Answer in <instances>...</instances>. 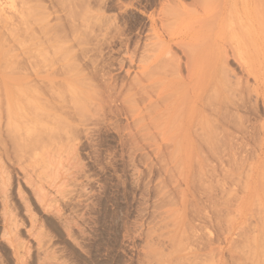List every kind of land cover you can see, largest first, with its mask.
Segmentation results:
<instances>
[{"label": "rangeland", "instance_id": "obj_1", "mask_svg": "<svg viewBox=\"0 0 264 264\" xmlns=\"http://www.w3.org/2000/svg\"><path fill=\"white\" fill-rule=\"evenodd\" d=\"M60 1L0 0V264H228L233 232L264 253V0H230L232 19L203 0ZM239 19L256 30L234 57Z\"/></svg>", "mask_w": 264, "mask_h": 264}, {"label": "bare ground", "instance_id": "obj_2", "mask_svg": "<svg viewBox=\"0 0 264 264\" xmlns=\"http://www.w3.org/2000/svg\"><path fill=\"white\" fill-rule=\"evenodd\" d=\"M59 1H60V0H58V2H59ZM61 1L63 2V1H65V0H61ZM61 1H60V2H61ZM73 1H74V0H73ZM193 1H198V0H193ZM62 2H61V3H62ZM76 2H78V1H76ZM76 2H75V3H76ZM50 3H51V2H50ZM63 3H64V2H63ZM71 3H73V2H71ZM78 3H79V2H78ZM203 3H204L205 5H207V6H211V7H213L214 9H217V10H219V11H220V7H221L222 10L225 9L226 12L229 11V12L227 13V17L230 18V19H232V17H233V3L231 4L230 0H203ZM65 4L67 5L68 3H65ZM65 4L63 5V7L68 8V5L66 6ZM59 5H61V4H59ZM73 5H75V4L73 3ZM76 5H77V4H76ZM85 6H86V5H85ZM61 7H62V6H61ZM63 7H62V8H63ZM75 7H77V6H75ZM83 7H84V5L82 6V8H83ZM52 8H53V7H52ZM77 8H78L79 11H81L80 13L83 14L84 11H82V10H84L86 7H85L84 9H82V10L80 9V7H77ZM40 10H41V9H40ZM43 10H44V8H43ZM45 10H47V8H46ZM48 10H49V9H48ZM53 10H54V9H53ZM53 10H52V13H54ZM63 10H64V9H63ZM66 10H67V9H65V11H66ZM2 11H3V10H2V7L0 6V15H1ZM41 11H42V10H41ZM67 11H68V12H67ZM67 11H66V13H69V10H67ZM74 11H75V10H74ZM75 12H76V11H75ZM43 13H45V12H43ZM50 13H51V11H50ZM50 13H49V11H48V14H49V15H50ZM52 13H51V14H52ZM70 13L72 14V11H70ZM70 13L67 14V16H69V17L72 16V15H70ZM28 14H30V12H29ZM77 14H78V13H77ZM77 14H75V15L77 16ZM81 14H80V15H81ZM234 14H235V12H234ZM43 15H44V14H43ZM46 15H47V14L45 13L44 18L47 17V21H48V22L46 21L47 24H48L49 22H50V24H51V21H52V20H51V19L48 20V17H49V16H48V15L46 16ZM80 15H79V16H80ZM53 16H54V15H53ZM57 16H59V15H57ZM67 16H65V17L67 18ZM73 16H74V15H73ZM20 17H21V15H20V13H19V15H18V17H17V20H16V22L14 23V25H15L16 27H20V24L26 22L24 19H22V18H20ZM24 17H25V15H24ZM26 17L28 18V16H26ZM26 17H25V18H26ZM65 17H64V19H65ZM69 17H68V18H69ZM81 17H82V16H81ZM83 17H84V16H83ZM258 17H259V13H258ZM29 18H30V16H29ZM33 18H36V17H33ZM49 18H51V17H49ZM79 18H80V17H79ZM79 18H77V19H79ZM36 19H37V18H36ZM53 19H54V18H53ZM59 19H60V18H59ZM70 19H72V18L70 17ZM82 19H84V18H81V20H82ZM237 19H238V18H237ZM248 19H249V18H246L245 20L247 21ZM30 20H31V19H30ZM33 20H35V19H32V21H33ZM54 20H55V19H54ZM60 20H61V19H60ZM68 20H69V19H68ZM35 21H36V20H35ZM82 21H83V20H82ZM248 21H251V20L249 19ZM71 22H73V21L71 20ZM71 22H70V23H71ZM74 22H75V21H74ZM74 22H73V23H74ZM79 22H80V21H79ZM231 22H232V24L227 23V24L225 25V28H224L225 30L230 31L229 42H230V45H231V50H232V52L234 53V57H239V56H241V55L244 56V51H243L244 48H243V45H241V42H243L244 37H245V33L243 32V30L245 29L247 32H250V33H251V32H253V31H255L256 29H255L254 26L250 25L251 22H250V23L247 22V23H248V24H247V23L244 21L243 24H242V23H241V19H239V22H236V21H231ZM59 23H60V21H59ZM73 23L71 24L72 26H71V25L67 26V27H69L68 30H70V31H68V32H70L71 34H72V32L75 34V31H74V30H75V29H74L75 27H74ZM80 23H81V22H80ZM47 24H46V23H45V24H42L41 27L43 28V27H46V26H47V27L45 28V30H46L47 28H48V30H49V27H50V26H48ZM53 24H54V23H53ZM56 24H57V23L55 22V24H54L53 26H55ZM78 24H79V23H77V25H78ZM84 24H85V23H84ZM59 25H60V24H59ZM61 25H62V21H61ZM77 25H75V26H77ZM78 26L80 27L81 25L79 24ZM253 27H254V28H253ZM256 27H257V26H256ZM42 28H41V30H42ZM51 28H53V27H51ZM51 28H50V29H51ZM59 28H60V27H59ZM59 28H58V29H59ZM261 28H262V27H260V29H261ZM43 29H44V28H43ZM56 29H57V28H56ZM56 29H55V30H56ZM62 29H63V28H62ZM62 29H61V30H62ZM66 29H67V28H66ZM260 29H259V30H260ZM38 30H39V29H38ZM41 30L38 31V32H40V33L42 34V36H43L44 34H45V35H46V34H49V35H47V38H46L45 36H43V37H45V39H48V36H49L50 39L53 38V40H54V37L57 38V39H58V37H60V34H59V33H55V36H54V33L52 32V31H54V29H53V30L51 29V31L49 30L50 33L52 32L53 34H52V33L50 34L48 31H47V32H48V33H47L45 30H44V34H43V30H42V31H41ZM63 30H64V29H63ZM261 30H262V29H261ZM32 31H33V30H32ZM64 31H65V30H64ZM262 31H264V30H262ZM58 32H59V31H58ZM35 33H36V31H35ZM40 33H38V34H40ZM60 33H61V32H60ZM70 33H69V34H70ZM56 34H59V35L56 36ZM66 34L68 35V33H66V31H65V34H64V35L66 36V38L64 37L65 40L68 39V36H67ZM36 35H37V34H36ZM51 35H52V38H51ZM64 35H63V36H64ZM70 37H72V36H69V39H70ZM73 37L75 38V35H73ZM85 37H87V35H86ZM85 37H83V39H84ZM254 37H255V36H253V38H254ZM60 38H62V37H60ZM64 38H63V39H64ZM77 38H78V37H77ZM79 38H80V37H79ZM79 38H78V39H79ZM81 38H82V37H81ZM81 38L79 39L80 41H81ZM50 39L48 40L49 42H50ZM63 39H62V40H63ZM69 39H68V43L71 41V40L69 41ZM78 39H75V40L78 41ZM58 40H59V39H58ZM58 40H56V44H57V45H58V43H57ZM62 40H61V41H62ZM65 40H64V41H65ZM72 40H73V39H72ZM75 40H74L73 42H75ZM48 41L46 40L45 43L48 42ZM61 41H60V43H61ZM77 41H76L75 44H78ZM80 41H79V42H80ZM84 41H85V40H84ZM62 43H63V41H62ZM65 43H67V42H65ZM49 44L51 45V44H53V42H52V43L50 42ZM54 44H55V42H54ZM56 44H55V45H56ZM75 44H74V46L76 47ZM44 45H45V44H44ZM78 45H80V43H79ZM78 45H77V47H78ZM80 46H81V45H80ZM57 47H58V46H57ZM75 47H74V48H75ZM77 47H76V49H77ZM85 47H86V46H85ZM186 47H188V49H191L192 46H190V44H187ZM202 48H203V47L201 46V44L198 45V50H201ZM53 49H54V48H53ZM53 49H52V51H53ZM56 49H57V48H56ZM79 49H81V48H79ZM72 50H74V49H72ZM61 51H63L62 48H61ZM79 51H80V50H79ZM70 52H71V51H70ZM72 52H74V51H72ZM72 52H71V53H72ZM82 52H83V51H82ZM82 52H79V53L83 54L84 52H83V53H82ZM54 54H55V53H54ZM60 54H61V53H60ZM62 54H64V53L62 52ZM73 54H74V53H73ZM73 54H71L72 57L75 55V54H74V55H73ZM84 54H85V53H84ZM85 56H86V55H85ZM53 57H54V56H53ZM64 57L67 58V56H64ZM74 57L76 58V56H74ZM55 58H56V57H55ZM75 58H74V59H75ZM59 59H60V58H59ZM61 59H62V58H61ZM68 59H69V58H68ZM56 60H58V59H56ZM64 60H65V59L63 58V61H64ZM60 61H61V60H60ZM65 61H67V59H66ZM57 62H59V61H57ZM65 63L67 64V62H65ZM65 63L62 64L63 67L65 66ZM68 63H69V62H68ZM77 63H78V62H77ZM77 63H76V64H77ZM79 63H80V62H79ZM79 63H78V64H79ZM60 65H61V64H60ZM62 65H61V67L59 66V69L61 70V68H62L63 71L66 70L67 73H68L69 71H71L70 69H72V68L75 67V66L72 67L71 64H69L70 66H69V65L66 66V67H72V68L69 69V68H66V67L63 68ZM74 65H75V64H74ZM191 66H192V65L189 66L190 69H191ZM65 68H66V69H65ZM77 68H78V67H77ZM68 69H69V70H68ZM78 69H82V68H78ZM76 70H77V69H76ZM61 71H62V70H61ZM75 79H76V78H75ZM80 79H81V78H80ZM73 80H74V79H73ZM70 82H71V81H70ZM255 95H256V97H258V98H259V96L262 97V96L260 95V93H258L257 91L255 92ZM61 104H63V103H60V104H58V105L61 106ZM73 104H74V103H73ZM65 105H67V106H65ZM74 105H75V104H74ZM81 105H82V104H81ZM84 105H85V104H84ZM84 105H82V107L85 108V109H88L87 106H84ZM44 106H45V108L48 107V106H49V107H52V106H50V105H47V106H46L45 104H44ZM44 106H43V105H40V107H39V111H40V112H43V110H45ZM56 106H57V105H54L53 107H56ZM53 107L50 109L51 111H54L56 108H57L56 110H58V111H63V108L66 107V108H68V109L65 108L64 110H68L67 113H69L70 115L77 114V113H79V112H80V113H79L80 115H82L83 113H85V112H84L85 109L82 108L83 110H81V111L78 109V108H79V107H78V104H77V106H70V105L68 106V103H67V104L65 103V104H63L62 108L60 107L62 110H61V109L59 110V108H58L59 106L56 107V108H53ZM71 107H72L73 109H71ZM77 107H78V108H77ZM41 108H43V110H40ZM8 109H9V108H8ZM46 109H47V108H46ZM80 109H81V107H80ZM48 110H49V108H48ZM69 110H70L71 112H70ZM78 110H79V111H78ZM45 112H46V111H45ZM47 112H50V111H47ZM47 112H46V113H47ZM54 112H55V111H54ZM65 113H66V112H65ZM67 113H66V114H67ZM86 114H87V113H86ZM48 115H49V113H48ZM48 115H47V116H48ZM218 115H221V114L219 113ZM68 116H69V115H68ZM42 117H43V116H42ZM44 117H45V116H44ZM45 118H46V117H45ZM45 118H43L42 120H43V121L45 120V122H46V119H45ZM68 118H69V117H68ZM72 119H73V118H72ZM49 120H50V119H49ZM49 120H48V121H49ZM48 121H47V122H48ZM51 121H52V120H51ZM49 122H50V121H49ZM64 123H65V122H64ZM173 124H174V123H173V121L171 120V122H170L169 125L171 126V125H173ZM174 125H175V124H174ZM174 125H173V126H174ZM176 125L178 126V125H180V123H179V124H176ZM65 126L67 127V125H65ZM70 126H71V125H70ZM170 126H169L168 128H171ZM259 126H260V127H258V128H259V129L261 128V130H260V131H262L261 133H264V121H262V123H260ZM68 127H69V125H68ZM69 128H70V127H69ZM71 128H72V127H71ZM73 129H74V128H73ZM171 129H172V128H171ZM171 129H170V130H171ZM176 129H177V127H176ZM259 135H260V134H259ZM47 151H48V150H47ZM45 153H47V152H45ZM47 156H48V155H47ZM234 159H235V158H234ZM238 159L240 160V158H238ZM1 160H2V159H0V168H1V165H2V167L4 166V164L1 163ZM35 162H36V161H35ZM33 163H34V162H33ZM33 163H32V164H33ZM44 163H45V162H44ZM34 164H35V163H34ZM60 164H61V163H60ZM35 165H36V164H35ZM35 165H34V166H35ZM40 165H41V164H40ZM40 165H39V166H40ZM54 165H56V164L54 163ZM54 165H53V161L50 160V159H48L47 162H46L45 170L47 169L46 171H49V172H50V169H53V168H54ZM21 166H25V167H27V166H29V164H28L27 166L21 164ZM34 166H33V167H34ZM36 166H37V165H36ZM41 166H42V165H41ZM44 166H45V165H44ZM63 166H64V163H63L62 167H63ZM42 167H43V166H42ZM64 167H65V166H64ZM19 168H20V167H19ZM36 168H37V167H36ZM34 169H35V167H34ZM34 169H32V170H34ZM39 169H41L40 171L43 170L42 168H38V172H40ZM45 170H43V171H45ZM57 170H58V169H57ZM64 170H65V169H63V171H64ZM248 170H249V172H248V179H247V177H246L247 182L245 183V188H244V190L246 189V185H248V187H249V182H250V179H251V177H252V173H253V172H252V171H253V167L250 165V166L248 167ZM35 171H36V170H35ZM43 171H42V173H43ZM31 172H32V171H31ZM235 172L237 173V171H235ZM32 173H33V172H32ZM42 173H40V174H42ZM47 173H48V172H47ZM236 173L233 172L232 175H236ZM246 173H247V172H246ZM38 174H39V173H38ZM45 174H46V172H45ZM48 174H49V173H48ZM48 174H47V175H48ZM50 174H51V173H50ZM50 174H49V175H50ZM47 175H45V177H50V176L53 177L52 175H50V176H47ZM232 175H230L231 177L229 176L228 178H229V179L231 178V179L233 180V179H234V176H232ZM224 177H226V176H224ZM235 177H236V176H235ZM231 179H230V180H231ZM227 181H228V180H227ZM3 188H4V187H3ZM2 190H3V189H2ZM245 191H246V190H245ZM36 194L38 195V190H36ZM18 195H19V193H18ZM20 195H21V194H20ZM5 197H6V195H5ZM20 197H21V196H20ZM239 197H240V196H239ZM239 197H238V199H239L240 201H237V202H239L238 205H239V207H241L240 205L242 204V201H243L244 199H242V197H241V198H239ZM21 200L24 201L25 199L23 200V198H22ZM41 202H42V200H41ZM3 204H4V202H3ZM24 205H25V203H24ZM26 205H27L26 208H28L29 205H28L27 201H26ZM26 205H25V206H26ZM4 206H5V207H4V210L2 209V210H3V211H2V212H3V216H4L3 219H4V222H6V224H7V226H8V227H6V233H5L6 236H5V237L7 238V240H8L9 242L12 243V241H11V240H12V236H13V234H15L16 229H17L16 226H18V225H16V222H15V220H14L15 218L13 217V218H14V219H13V218L11 217V215H13V213H12L13 211H10V212H11L10 215H9L10 212L7 214V212H8V211L6 212V210H7V205L5 204ZM2 208H3V207H2ZM10 208H11V207H10ZM26 208H25V209H26ZM29 208H30V206H29ZM5 209H6V210H5ZM8 209H9V208H8ZM28 210H30V209H28ZM28 210H26V211H28ZM238 211H239V210H238ZM28 212H29V211H28ZM29 214L33 215V214L31 213V210H30V213H29ZM29 218H30V216H29ZM34 220H36V219L34 218ZM30 221H32V220H30ZM30 223H31V222H30ZM4 224H5V223H4ZM31 225L34 226V224H31ZM5 234H4V235H5ZM233 234H234V232H233V233H230V236H229V238H228V240H227V243H228L227 245H228V249H229L228 264H264V253L260 254V253H258V251H257V250L260 248V247H259V243H258V239H256V238L259 237L257 234L242 233V232H241V234H240V232H239V234H236V236L238 235V236H237L238 238H242V239H239V240L237 239V240L241 243V244H240V243L238 242L239 245L236 244V243H237V242H236L237 240H235L236 238H235V236L233 237ZM239 235H240V236H239ZM14 237H15V236H14Z\"/></svg>", "mask_w": 264, "mask_h": 264}]
</instances>
